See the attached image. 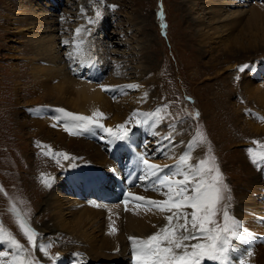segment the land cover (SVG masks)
Returning a JSON list of instances; mask_svg holds the SVG:
<instances>
[{"label": "rangeland", "instance_id": "obj_1", "mask_svg": "<svg viewBox=\"0 0 264 264\" xmlns=\"http://www.w3.org/2000/svg\"><path fill=\"white\" fill-rule=\"evenodd\" d=\"M42 1V4H40L38 0H0V223L12 232L16 239L31 252L32 256L40 264H70L66 263L64 257H61L63 253L68 255L70 259L78 261L77 264H129L130 256H132L131 247L126 249L120 247L109 249L108 253H110L111 259L107 261L108 259L104 258L103 255L95 256L92 252H88L83 246L84 241L78 235L73 237L66 230L63 231L61 229L55 232L57 225L54 223V219L57 217L56 215H59V212L58 214L57 212L55 213L54 208L47 204L52 202V198L44 200V197L50 191L53 193L59 191L56 186L53 187L54 189L52 186H46L44 180L52 178V184L55 179H61L66 173L72 175L70 171H73L69 168L71 161L69 162L60 158V162L57 163L56 157L46 155L45 153L50 149L57 153L77 152L76 144L81 141V136L69 135L64 130L63 123H57L55 117L59 113L56 110L64 108L59 107L60 105L55 106L56 100L46 98L40 90L33 87L35 81L33 71L36 67H39V61L43 57L35 52L31 39L35 36L43 37L46 32H44V28L40 27L43 26L42 23L44 22H40L39 25L35 24L32 15L33 10L32 8H28L27 4L31 6L33 2L34 8L37 7L38 10L42 11L47 6V4L44 5L46 0ZM50 1L47 0V3ZM60 1L62 2L58 3V0L54 3L51 2L52 8L48 12L50 17L54 16V19L58 17L59 19L57 18L56 21H59L64 16V11H68L71 15H76L75 13L77 12L80 18L85 21L84 26H82L85 29H90L89 35L88 32H86L87 34L83 33L85 43H92L91 40H93L98 46L97 39L106 38L103 39L106 42L99 46L101 47V52H98L100 59V55H102L109 64L107 65L109 68H106V64L103 65L100 61L104 67L102 81L108 76L109 69L113 67L112 59H116L121 61L122 73H127L125 80L127 84L139 85L140 87L141 83V86H144L141 87L143 90L141 91V96L137 95L140 88L128 90L130 95L128 98L131 96L134 99L139 97L140 99H136L138 103L129 104V100L127 101V99L111 103L114 106L124 101L122 106L127 105L129 108L128 115L123 116V119L119 123H112L111 125L104 123L116 117L115 115L118 110L112 111L101 122L107 127L115 128L116 125L128 120L136 110L140 112H153L157 108L167 105L161 112V115L164 116V127L162 129L165 128L167 132H171V135L175 136L178 140L180 147L183 141L187 139L191 141L193 139L198 127L206 135L207 141L211 145V154L215 156L225 182L231 189L232 200L229 211L232 216L236 219L238 217L242 222H245V219L242 220L240 217V212L243 210V203L247 201L242 197L243 191H237L240 188L247 189L251 187L250 184L254 181L261 183L262 192L260 190L259 195L263 199L259 204H261V221H264V165H262L263 171L260 172L259 167L251 162L247 152L249 147H256L253 144L254 140L264 143V124L261 126V130L255 131L242 119L246 112L249 116L252 115L256 106L252 100L248 101L246 99L242 91L243 89H241L245 85L248 69H245L243 72L239 70L243 65H252L253 63L254 66L257 63L258 65L263 63L262 68L256 66L252 70L255 77V71L258 72V75L256 80L255 77L251 80L253 82L255 80L257 84H264V61L262 62L264 60V42L259 44L256 41L255 46H249L244 51L240 50L236 55L235 53L229 55V48L222 46L223 42L218 47L215 44H210L211 46L208 45L207 47L201 46L193 17L199 16L203 20H208L207 15H204L202 11L205 0H194V7L190 2L193 0ZM233 1H237L239 5L243 4L241 0ZM111 5H116L117 7L113 10L109 7ZM82 7L85 9V13L83 14L81 13ZM244 8L248 10L250 5ZM96 9L102 12L103 18L98 24L89 25L88 18L95 16ZM261 15L264 16V13ZM241 17V21L234 24L235 26L232 25L236 28L235 38L242 32L248 33L244 25L252 15L247 11ZM76 19V16L72 17L68 22H63L62 25L59 22V26H65L63 28H66V30L64 29L61 34L57 33L56 36L65 35L67 39L72 38L74 36V27L78 25ZM253 21L263 29V24L260 20L255 19ZM101 24L104 27L100 30L99 26ZM260 27L257 30L252 29L251 32L257 31V33H261L263 30ZM226 46H228V42ZM59 48L63 52H66L64 48L66 49L67 46L61 45ZM255 48L257 50L256 53L253 52ZM65 64L70 74L75 75L78 70L77 61L75 60L74 62L73 60L66 59ZM134 76L140 77L139 81H133ZM80 79L87 82L86 75ZM114 91H109V93L108 91H100V93L107 94V96L112 98L117 95ZM45 105L48 107L45 108ZM45 109L47 111L53 109L56 113H52L49 116ZM197 111L199 112V118L195 119L190 113ZM78 114L85 115L84 112H78ZM29 117L33 120H30ZM47 117L54 119L48 121ZM134 123L135 120L133 119L129 126ZM261 123H264V120ZM170 125H175V129L173 130ZM243 126L244 128L248 127V129H244ZM146 130V127H135L133 129V136L138 141L136 142V146L139 149L145 150L144 146L147 145L151 163L162 167L169 165V163H156L157 161L166 162L168 158L162 156V154L160 155L161 151L158 150V145L156 147L152 145L157 140L152 139L150 142V138H147L149 132L144 135V131L146 132ZM49 134L52 138L57 136V140L49 138ZM104 135L99 130H94V133L88 134L87 138H92L91 142H97L96 148L108 153V147H102L109 142L107 139H101ZM63 137L66 140H74L73 144L69 146L61 145L65 141ZM163 137H165V134ZM188 143H185L184 148H186ZM195 147H197L198 153L192 156L191 159V163L194 165L205 157L207 144H197ZM86 155V150L81 151L80 156L75 155L76 161H84ZM131 155H134V153L131 152ZM131 155H127L129 161ZM175 162L171 163L174 164ZM123 163V160H119L117 163L119 164L118 167H124ZM65 169L68 172H63ZM118 171L120 170L114 169L115 174ZM119 181L121 182L120 179ZM71 187L72 184H70L67 192L70 191ZM142 189L146 190V187H142ZM149 191L153 192L151 189ZM53 193H51V196ZM140 193L144 194L147 192ZM67 196L73 197L74 195ZM111 196L112 194L109 193L107 195L108 199ZM108 199H101L100 201L108 205H115L116 202H119V200L115 201L114 204V200L110 199L109 201ZM58 200L62 207L67 205L66 200L62 198ZM100 201H92V204L86 202L85 204L88 208L92 207L93 211L91 215L93 217L96 214L95 210L98 209L94 203L97 205L101 203ZM13 204H15L17 210L22 215L26 214L31 228L40 234L37 237V244L49 242L52 244L48 249L49 256L55 257L57 253L59 256L57 261H53L44 255L39 256V248L33 251L26 237L18 227L15 215L10 210ZM76 209L68 207L64 211L66 213H80L75 211ZM122 210L125 212L124 206ZM188 211L191 210L188 209ZM103 217L107 219L108 223H117L119 226H122L124 221L127 220V218H124V214L119 212L115 216L108 214L98 216L96 218V220L98 219L96 225L103 222L100 229V239L104 237L102 235L106 234V220L102 221L104 220ZM217 219L222 222V217L218 216ZM256 223L258 224V220ZM244 228L246 229L245 226ZM251 228L254 227H248L249 230ZM137 229L138 227H133L130 231L138 234L140 230L137 232ZM95 233H99V231ZM136 236L141 237L142 235ZM263 240V235L259 234L251 236V239L247 242L239 243L244 248L250 246L249 248H251L253 253L250 257L247 254L244 255V259L246 258L245 264H264ZM126 241L130 246L129 239ZM80 246L84 248H78ZM7 250H9V247L6 243L0 244V251ZM76 253L82 255L75 256ZM101 253H103L102 249ZM4 259L7 260L8 258Z\"/></svg>", "mask_w": 264, "mask_h": 264}, {"label": "bare ground", "instance_id": "obj_2", "mask_svg": "<svg viewBox=\"0 0 264 264\" xmlns=\"http://www.w3.org/2000/svg\"><path fill=\"white\" fill-rule=\"evenodd\" d=\"M31 1H34V0H31ZM38 1L40 4H42L43 2L42 0H38ZM51 2L54 3L56 2V0L54 1L51 0L48 3L46 0L44 2V5L47 4V6L44 7V10L42 11L38 10L37 7L34 8L33 2L31 6L27 4V7L32 8L33 10L32 15L34 17L35 24L39 25L40 22H44L42 23L43 26H40V27L42 29L44 28V32H46L45 36L43 37L35 36L31 39V44L33 45V49L35 50L37 54L43 57V59L39 61V67L38 68L36 67V69H34L33 71V74H34L33 77L35 80L33 83V87H35V89L37 90H40L46 96V98H50V99L53 98L54 100H56L55 106L60 105L59 107H62L71 112H77V113L84 112L85 115H91L93 112L99 110L100 112L104 113L103 118H105L112 111L118 110V112L115 115L116 117H113L110 121L107 120L104 123H106V125L108 124L111 125L112 123H119L123 119V116L129 113L128 112L129 108L127 105L122 106L124 104L123 103L124 101L122 102L123 104L121 103L119 105H114V106H112L111 103L117 102L119 100L121 102V100L127 99V101L129 100L128 101L129 104L130 103L136 104L138 103L137 98H139V97H136L137 100L134 99L132 96L128 98L130 96L129 91L132 88L126 87L127 85H130V84H127L125 82L127 78L126 77L127 73H122V69L120 66L121 61L111 58L113 61V62L111 61L113 67L109 69L108 76L102 81L103 76H104L103 65L106 64V68H109L107 67V65L109 64L106 62L104 57L100 55L101 56V59H100L99 53H98V52H101V49H100L101 47L99 46H101L102 43L106 42L103 40L106 38L102 37V38H99L100 41L97 39V42L99 43L98 46L93 40H91L92 43L90 42L84 43L82 46L83 48L82 53L77 55L76 57L77 66L79 65V62L81 59H85V60L90 59L92 62V66L85 67V68L78 67V70L75 73V75L70 74V72L66 69L65 62H66V59H69L68 53L73 52L74 50V37H76L75 30L77 28H80L85 23V21L80 18L79 13L76 12L75 13L76 15H73V14L71 15V13H69L68 11H64L65 12L64 16L59 21L58 20L56 21L58 17L54 19L53 18L54 16L50 17L48 13L49 10L52 8ZM61 2L62 1L58 0V3H61ZM190 2L192 3V6L194 7L195 1L193 0ZM241 2L243 3L242 5H239L237 1L234 2L233 0H205L204 2L205 5L203 6L202 11L204 15H207L208 20H205V19L203 20L199 16L193 17L194 26L198 30L197 36H198L201 46L207 47L208 45L211 46L210 44H215L218 47L220 46V43L223 42L222 46L229 48V55H233L232 53H235L236 55L238 54L240 50L244 51L248 49L249 46H252V45L255 46L256 41H258L259 44L264 42V16L261 15L262 13H264V3L258 2L257 0H241ZM209 3L210 5H208ZM249 5H250V8L246 10L244 7H247ZM247 11H249L250 14L252 15V17L248 18L249 20L244 25L245 30H247L248 33L242 32L241 34L237 35V38H235L234 35H235L236 28L234 27L235 26L234 24L241 21L242 20L241 16H243L244 13ZM75 16L77 17L76 22L78 23V25L74 27V36L73 37L70 36L72 38H69V39H67L65 35H62V36L60 35L57 37L56 36L57 33L61 34V32H63L64 29L66 30V28H63L65 26L63 27L61 26L63 22L66 23L69 20H71L72 17H75ZM45 18H48V19H45ZM255 19L256 20L258 19V21L259 20L261 21V23L263 24V29L260 27V25L256 24L253 21ZM59 22H61V25H60L61 27L59 26ZM102 27L104 26L101 24L99 26L100 30L103 29ZM258 27H260L261 30H263L261 33H257V31L251 32L252 29L257 30ZM83 33H86V32H82L80 36L77 37L76 39L84 40ZM64 41H68L69 43L65 44L63 43ZM227 42H228V46H226ZM61 45L67 46L66 49L64 48L66 52H63L59 48L61 47ZM256 48L253 51L254 53H256L257 51ZM100 61L102 62L103 65L100 63ZM263 61L264 60H262V62ZM251 66H252V69L247 70L246 72V77H245L246 82L244 83L245 84L244 87H242L241 89H243L242 91L244 95L246 96V99H248V101L252 100L253 103H255L256 107H254V112L250 116L245 111L246 113H244V116L242 117V119L246 121L247 125H249L255 131H257V130H261L262 129L261 126L264 124V123H261L262 120L264 119H260L261 117H264V84L255 83L258 72L255 71L256 73V77H255L253 75L254 72L252 70L256 66H259L260 68H262L263 63L261 65H258L257 63L254 66L252 63ZM126 67H127V64H126ZM84 75L87 76V79H86L87 82L82 81L80 79ZM253 77H255L254 82L253 80H251ZM139 78L140 77L134 76L132 80L139 81ZM101 85L107 86L111 89V90H108V93L109 91L111 92L112 90H115L114 92L117 93V95L111 98L110 96H107V94L106 95H104V93L101 94L100 91L107 92L106 90L102 89ZM142 86L140 83V87H136V88H140V91L137 93L138 96L141 94V91H143L141 89ZM113 104H116V103H113ZM44 107L47 108L48 106L45 105ZM45 111H47V109H45ZM47 113H46L47 115L51 116V114L52 113L55 114L56 111H53V109H50L49 111H47ZM47 119L49 121L54 118L50 119L49 117H47ZM30 120H33V119H30ZM162 127H164L163 122L160 123L156 128L154 129L152 128L151 130L150 128L146 127L147 130L146 132L144 131V135H146L149 132V134H147V138H150V142L152 139L157 140L156 143L152 145L155 147L156 145H158L159 147L158 150L164 149V154H162V156L168 158V161L166 162L157 161L156 163L158 164L169 163V165H172L171 162L176 161L178 157L186 151V148H184V145L186 142H190V141L188 139L183 141V144L180 147L178 140L176 139L175 136H174V140L172 141H168L165 139V137L171 134V132L169 131L167 132V129L165 128L162 129ZM246 129H248V127ZM94 130H93V133H94ZM164 134H165V137H163ZM87 135L88 133L84 135H79L81 136V141L79 143L77 142L76 144L77 152L70 150L71 152L68 153L69 155L75 157V155L80 156L81 151L86 150L87 155L84 158L85 160L82 162H77L76 160L71 161V163L75 164V167H69L70 169L73 170V171H70L72 172V175H68L69 173H66L63 177H61V179L59 178L55 179L54 183H52L51 186L52 188L56 186L59 191L56 193L55 192L53 193L52 191H50V193L46 194V197H44V200L52 198V202L47 203V204H49L51 207L54 208L55 213L57 212L58 214L59 212V215H56L57 217L54 219V223L57 225V229L55 230V232L61 229L63 231L66 230L67 233H70V235L73 237H76L78 235L79 237H81V240L84 241L83 246L85 247V249L88 250V252H92L95 256L103 255V257L107 258L108 259L107 261H109L111 259L110 253H108V251H110L109 249H115L118 247L123 248V249L130 248L131 247L130 242H129L130 244L129 246L126 241L128 240L129 237H138L136 235H142L141 237L139 236L138 238H146L152 235L153 233H155L159 228H162L167 222L164 218L165 214H161L156 210H149L144 206H141L138 208L136 204H132L135 202L132 201L131 199L129 200V203L126 206L124 204V199H125L124 196H126V194L128 193H131L133 195L143 196V197H147L151 199L153 198L156 200H162L165 197L157 193L156 191L155 192L149 191L150 189L143 190V189L136 187L131 190H128L124 184H121L123 182L119 181V179L121 180L122 172L125 169V162L123 163L124 167L120 168V171H118V173L115 174L114 169H116V166L113 164L112 161L106 158L107 156L111 155V157L117 161L115 162L118 163L119 160L121 161L123 159L129 160V157H127V155L128 154L131 155V152H133L134 155H135L134 151H136L137 153L143 152L144 150L139 149L136 146V142L138 141L136 138H134L133 131L131 134L130 142H117L115 144L107 142L106 144H104V146L102 147L107 146L108 153L102 152L101 150L96 148L97 142L96 141L91 142L92 138H87ZM48 137L53 140L54 139L57 140L58 138L57 136L52 138L50 134L48 135ZM63 138L65 139V141L62 142L61 145L64 144L65 146H69L70 144H73L74 142V140H69V139L66 140L65 137ZM145 142H146V139H145ZM197 153H198V150H197V147H195L194 150H192L191 152V156H194L195 154L197 155ZM134 155H131L130 161L128 162L130 166L136 164V159ZM258 167H259L260 172L263 171L262 165ZM63 172H68V170L65 169V171ZM257 182L254 181L253 183H251L250 184L251 187H248L247 189L240 188L237 191V192L243 191L242 192L243 195L242 194L241 195L247 201L243 203L242 205L243 210L240 212V217L242 218V220L245 219V222H242L238 217H237V220L243 225V227L245 226L247 230H249L248 227H251V226L254 227L248 231L250 236L261 234L263 235V238H264V221L263 220L261 221L262 219L261 210H260L261 204H259L261 203V200L263 199L262 196L259 195L260 190L262 192V189H261L262 185L260 182H259L260 184ZM70 184H72V187L70 191L67 192V190H69ZM140 192H143V193L147 192V193L141 194ZM51 193H53L52 196H51ZM109 193L112 194L110 199L112 201L114 200L113 201L114 204H115V201L119 200V202H116L115 205H108L107 203H103L102 201H100L101 199H106V198L108 199L107 195ZM72 194L74 195L73 197L67 196V195L72 196ZM59 198H62L67 201V205L65 207H62V205L58 202ZM110 199L108 200L110 201ZM92 201L101 202V203H98L97 205L94 203V205L98 207V209L95 210V213H96L95 217L91 215L93 211L92 207L88 208L87 205L85 206L86 202L89 204H92L91 203ZM123 206L125 207V209L127 207L128 210H125V212H123L122 210ZM68 207L72 209L77 208L75 211L80 212V213H76V212L66 213L64 209ZM247 208L251 210H248ZM118 212L121 214H124V218H127V220L124 221L122 226H119V224L117 223H108L107 219L103 217L104 220L102 221L106 220L105 222L106 234L102 235L104 237L100 239L99 238L100 229H101V224L103 222L100 223L99 225H96L97 224L96 222L98 221V219L96 220V218L98 216H102L105 214H108L110 216H115L117 215ZM257 220H258V224L260 225L256 223ZM110 225L116 229L114 233L111 232ZM133 227H138L137 232L140 230V233L138 234L134 232L132 233L130 229ZM97 231H99V233H95ZM84 247L80 246L78 248L83 249ZM249 247L250 246L248 247L246 246V248H244L242 244H239V252L237 253V256L234 257V264H239V258H238L239 253H243V256L246 255L247 251L249 249L251 250V248ZM101 249L103 253H101ZM38 254L39 256L40 255L43 256V253L41 251H39ZM56 255L58 254L56 253ZM61 257L65 258L64 260L66 261V263L77 264L78 262L74 259H70V257L64 253H63V256ZM44 260H47V259H44ZM245 261H246V258H245ZM129 264H133L132 256H130Z\"/></svg>", "mask_w": 264, "mask_h": 264}, {"label": "snow or ice", "instance_id": "obj_3", "mask_svg": "<svg viewBox=\"0 0 264 264\" xmlns=\"http://www.w3.org/2000/svg\"><path fill=\"white\" fill-rule=\"evenodd\" d=\"M94 2H102V0H94ZM109 7L114 10L117 6ZM81 13H85L83 7ZM102 18V12L96 9L95 16L88 18V24L96 25ZM75 32L74 50L68 53V58L74 62L77 55L82 53V46L85 43L84 40L76 38L82 32L90 33V29L81 26ZM63 43L68 44L69 42L64 41ZM91 66L90 59H81L78 65L80 68ZM245 69L251 70L252 66L243 65L239 70L243 72ZM101 87L106 91L111 90L104 85ZM126 87L136 88L139 86L127 85ZM166 107L167 105L162 106L153 112L136 110L128 120L116 125L115 128L107 127L101 122L104 113L99 110L91 115H83L65 109H57L59 115L55 119L58 124L63 123L64 130L70 135L91 134L95 129L105 134L101 137L102 139H107L109 143L115 144L130 142L135 127L156 128L164 120L161 112ZM190 115L195 119L199 118L198 111L190 113ZM133 119L135 123L129 126ZM260 119H264V117ZM170 127L175 129V125H170ZM165 139L172 141L174 136L169 134ZM197 144H207V153L194 165L191 163V152ZM253 144L256 145L255 148L247 149L251 162L257 166L264 165V143L254 140ZM144 148L143 152L135 154L136 166L141 173L137 179L143 182L146 190L156 191L165 198L156 200L128 193L125 196L124 204L127 206L131 199L138 208L144 206L149 210L165 214L164 218L167 222L162 228L146 238H128L131 244L133 264H234V257L239 252V243L249 241L251 236L248 230L230 214L231 189L225 182L215 156L211 154V145L207 141L206 135L198 127L195 136L187 144L186 151L178 157L174 164L163 167L151 163L147 145ZM160 151L161 154H164V149ZM45 154L56 157L57 163L60 162V158L67 161L77 159L66 152L57 153L49 150ZM69 167H75V164L70 163ZM51 179L44 180L46 186H51ZM10 210L15 215L18 227L33 251L39 248L45 257L57 261L58 255L49 256L48 249L52 246L50 242L37 244V237L40 234L31 228L26 214L22 215L15 204ZM125 210H128L127 207ZM218 216L222 217V222L218 221ZM110 230L113 233L116 231L111 225ZM193 241L195 242L193 243ZM5 243L9 250L0 251V264H40L12 232L0 223V244ZM75 255L82 254L76 253ZM252 255L253 253L249 249L247 256ZM238 258L239 264H245L243 253H239Z\"/></svg>", "mask_w": 264, "mask_h": 264}]
</instances>
